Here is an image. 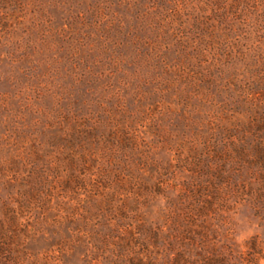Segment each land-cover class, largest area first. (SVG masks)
Listing matches in <instances>:
<instances>
[{
    "label": "rangeland",
    "instance_id": "obj_1",
    "mask_svg": "<svg viewBox=\"0 0 264 264\" xmlns=\"http://www.w3.org/2000/svg\"><path fill=\"white\" fill-rule=\"evenodd\" d=\"M257 74L264 0H0V264H264Z\"/></svg>",
    "mask_w": 264,
    "mask_h": 264
},
{
    "label": "trees",
    "instance_id": "obj_2",
    "mask_svg": "<svg viewBox=\"0 0 264 264\" xmlns=\"http://www.w3.org/2000/svg\"><path fill=\"white\" fill-rule=\"evenodd\" d=\"M259 76V81L257 80V84H255V80L252 82L250 81L249 83H253L254 88L252 92L249 93V98L248 100L246 99L245 102L247 103V109L249 111V116L251 118V121L249 119H244V124L243 127H245L247 133H252L254 136L261 138L262 140L264 139V107L262 104L258 103L259 100H261L262 103V92H264V74ZM264 103V102H263ZM243 122V120H242ZM244 148V147H243ZM243 148L239 147L238 149L242 150ZM246 148V147H245ZM250 150H252L256 155L257 159H261L264 162V145L262 142H258L257 144H254L253 146L251 145ZM256 159V158H255ZM0 249V256L7 258V255L9 253V249L7 245L5 248L2 247ZM203 261L205 264H210V262L214 259L215 262L219 260L218 258L220 257L219 255L217 257L213 256H203ZM144 260H136L134 264H153V261H145ZM221 264H226L225 259L222 260L220 257V261H218ZM176 264V263H174ZM177 264H180L177 262ZM194 264V263H190Z\"/></svg>",
    "mask_w": 264,
    "mask_h": 264
}]
</instances>
